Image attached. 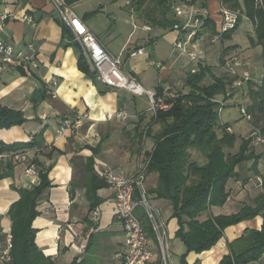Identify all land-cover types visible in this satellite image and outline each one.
I'll return each instance as SVG.
<instances>
[{
  "label": "crops",
  "instance_id": "crops-1",
  "mask_svg": "<svg viewBox=\"0 0 264 264\" xmlns=\"http://www.w3.org/2000/svg\"><path fill=\"white\" fill-rule=\"evenodd\" d=\"M110 1L70 0L69 5L105 49L119 57L124 68L127 67L125 70L134 74L145 87L154 88L162 95L172 86L186 92V73L192 63L186 55L173 51V42L179 37L185 38L191 31L197 32L200 24L190 20L188 28L177 31L173 26H164L163 15L154 14L151 9L148 14L143 12V0L141 3L128 0L133 4L126 3L132 7L129 22L124 20L126 27L118 20L120 11L109 5ZM219 4V0H209L207 8L202 10H208L210 18L217 23ZM8 8L16 16L29 12L34 23L18 18L0 20V38L15 49H25L32 44L40 64L38 70L29 75L23 68L9 67L0 59V102L23 111L27 117L23 125L0 129V139L7 143L30 141L38 134L36 137L42 139L46 148L37 158L46 166H52L49 174L52 187L38 205L40 214L33 222L38 229L37 244L59 263H70L78 257L89 258L94 264H119L126 246L123 225L115 215L114 193L109 187L96 190L101 201L97 218L91 219L86 174L91 158L96 173L106 162L125 174H132L138 154L152 151L150 137L144 145L139 141L143 125L149 119V107L139 105L136 99L146 96L110 88L98 79L94 82L83 72L78 66L82 51L76 42L62 37V26L49 0H20L18 5ZM194 8L191 6L190 10ZM4 10L0 0V15ZM204 36L194 40L200 45L203 62L217 66L218 62L210 64L213 56L206 55L213 46L203 44ZM211 41L214 43V36ZM141 47L145 48L143 55L130 56V52ZM246 48H249L246 53L251 55L253 47ZM246 48L239 46L237 51ZM252 58L248 59L250 63ZM157 62L162 66L158 67ZM248 69L251 70V65ZM131 103L133 111H129ZM122 108L129 113L125 122L115 117ZM64 120H69L72 127L60 135ZM154 126L156 124L152 129ZM38 178V174H26L24 166L19 164L14 177L0 180V239H4L5 231L11 226L8 208L20 197L14 186L32 187L39 183ZM156 181L157 174H148L147 188H153ZM151 197L167 224L171 264H182L183 255L187 264H218L229 254V242L239 238L246 229H260L263 223L261 216L240 222L227 228L212 249L188 253L183 241L175 235L178 222L171 216L170 202L156 199L152 194ZM248 197L247 191L241 189L235 199L249 201ZM137 213L144 214L143 209L138 208ZM155 244L156 240L150 238L153 257L148 264H161ZM247 264H264V254L259 261Z\"/></svg>",
  "mask_w": 264,
  "mask_h": 264
},
{
  "label": "trees",
  "instance_id": "trees-1",
  "mask_svg": "<svg viewBox=\"0 0 264 264\" xmlns=\"http://www.w3.org/2000/svg\"><path fill=\"white\" fill-rule=\"evenodd\" d=\"M133 1L141 3L142 0ZM208 1L186 0V5H199L204 10ZM159 2L165 27L180 21L175 11L173 20L167 16L174 9L171 0ZM221 6L237 13L233 28L220 34L217 22L209 15H201L194 40L210 30L212 36L218 35L219 40L224 42L239 27L242 18L246 17L251 21L255 32V37L250 36V46H261L264 68V0H221ZM58 23L63 29L62 37L72 41L73 35L69 27L60 19ZM238 47H225L222 50L223 56L227 53V57L238 55ZM222 58L220 67L203 62L198 72L186 73L185 85L188 90H180V96L168 111H160L156 117H151L150 124L160 125V129L157 133L152 132V127L148 131L153 142V149L149 153L148 174H157L156 185L148 188V191L154 198L170 202L171 216L178 222L175 235L183 241L188 253L212 249L224 236L227 228L261 216V228L246 229L239 238L229 242V254L224 255L218 263L247 264L259 261L264 254V183L260 185L257 181L264 163V150L252 145L250 139L244 136L240 137L237 147L238 137L227 130V127L231 128L229 123L221 121V105L223 103L224 108L229 107L226 101L232 96L227 95L232 78L223 69L225 60ZM78 66L94 82L97 81L96 74L90 70L83 54L78 60ZM248 97L251 99L247 107L253 117L252 123L264 135V75L259 81L253 79L249 83ZM26 121L23 111L9 108L0 102V129L20 126ZM37 135L30 141L12 143L0 139V153L23 154L36 147L40 148L39 152L29 153L25 162L14 163L11 158L0 160V180L14 177L15 167L19 164L24 169L34 165L40 179L32 187L14 186L20 197L10 205L7 212L12 229V260L8 264H94L89 258L78 257L70 263H59L52 256L46 255L37 244L38 229L33 222L40 214L38 205L47 197L52 187L49 179L52 166H46L37 158L46 148ZM139 141L142 144V134ZM92 162L91 158L85 181L91 219L101 201L96 190L108 187L106 181L95 172ZM241 189L247 191L249 201L235 199ZM138 217L149 237L155 239L145 214ZM0 241L3 242L4 239ZM180 258L182 264H187L185 255Z\"/></svg>",
  "mask_w": 264,
  "mask_h": 264
},
{
  "label": "built area",
  "instance_id": "built-area-1",
  "mask_svg": "<svg viewBox=\"0 0 264 264\" xmlns=\"http://www.w3.org/2000/svg\"><path fill=\"white\" fill-rule=\"evenodd\" d=\"M58 18L65 23L73 35V41L76 42L88 64L90 70L94 72L97 79L110 88L122 89L131 93L134 96H146L151 104L148 109L149 119L142 128V144L144 145L148 138V131L151 129V117H156L160 111H168L180 96V87L172 86L165 95L159 94L154 88L145 87L139 79L127 72L124 68L123 61L111 53L100 43L96 35L89 29L84 20L73 10L66 0H49ZM219 4L220 19L218 21V31L220 34L233 28L236 23L237 13ZM20 0H2L5 8L4 12L0 15L2 22L18 18L24 22L34 23V17L29 12H24L20 16H16L9 11V6L18 5ZM131 5V1H127ZM175 15L179 18L185 16L186 26L182 27L179 22L173 25L177 31H181L189 26V21L192 20V10L182 7H174ZM204 16H208V10L203 11ZM201 19H195V23H200ZM148 28V27H147ZM196 31H191L185 37H179L173 42V51L182 53L188 57L192 65L188 70L189 73H196L200 70L203 64L202 50L197 41H194ZM215 40L219 39L217 35ZM145 48L141 47L130 52L131 57L143 55ZM227 58V57H226ZM0 59L2 63L12 68H23L27 74L31 75L33 71L38 70L39 61L35 52V48L29 43L25 49H15L14 45L8 43L0 38ZM158 67L162 63L157 62ZM247 63L245 59H241L238 55H233L225 60L224 68L232 78L228 86L227 95L230 99L236 100L238 94L241 96V101L238 104L240 107V114L242 117L251 124V130L246 136L250 139V143L256 147L263 148L264 150V135L261 133L259 127L252 123L253 117L250 114L246 98L248 97V85L253 81L250 71L246 70ZM244 100V101H243ZM224 104L220 108V114L224 111ZM219 114V115H220ZM145 115V114H144ZM115 117L118 121L125 122L129 118V113L126 109H120L116 112ZM222 121V120H221ZM63 125L59 130L62 135L67 128L72 127L69 120L62 121ZM223 123V122H222ZM230 133H233L232 127H227ZM141 144V145H142ZM40 148H34L23 154L10 155L8 153H0V160L11 158L14 163L25 162L29 153L39 152ZM135 164V171L132 174H125L119 168L108 164L102 165L97 170L99 177L104 179L108 187L112 190L115 197V215L116 218L122 223L125 235L126 251L122 256L119 264H148L152 257L153 251L150 249V237L140 219L138 217L137 209L142 208L143 212L148 219L152 231H154L157 249L160 255L161 264H171V246L169 242V233L166 221L163 219L159 209L155 207L151 201V195L146 186V179L148 168L150 164V154L141 151ZM25 173L29 175H37V169L34 165H30L25 169ZM258 183H264V163L262 164L261 174L257 177ZM98 216V208L92 213V219ZM12 229L11 226L5 231L4 241H0V264H8L12 260Z\"/></svg>",
  "mask_w": 264,
  "mask_h": 264
},
{
  "label": "rangeland",
  "instance_id": "rangeland-1",
  "mask_svg": "<svg viewBox=\"0 0 264 264\" xmlns=\"http://www.w3.org/2000/svg\"><path fill=\"white\" fill-rule=\"evenodd\" d=\"M127 1L128 0H111L109 2V5H111L113 8H116V10L118 9L120 11V15L118 17L119 18L118 20H120V22H122L123 25H125L124 20L127 19L129 22V19L131 16L130 15V9H132V7L126 6ZM171 1L173 2L172 4H174L173 5L174 7L180 6L182 8L186 7L189 10L191 9V6L186 5V3H187L186 0H171ZM143 4L145 7L143 9L144 10L143 12H146L148 14L149 10L151 9V11L154 14H157V15L161 14L162 15V7L159 5L160 4L159 0H143ZM196 9L199 11H196ZM192 11H193L192 21L194 23H195V19L201 18L200 17L201 15L204 16L202 9L199 7V5H195L194 10L192 9ZM155 12H157V13H155ZM218 12H219V6H218ZM173 14H174V9H172V12L171 11L169 12L168 18H170V20L174 19ZM218 14L220 15V13H218ZM187 19L188 18H185V16H180L178 18V20H180L179 23L181 24L182 27L186 26V20ZM128 25H130V24H128ZM125 26L127 27V25H125ZM253 28H254V26L252 25L251 21L248 20L246 17H243L242 22L240 23L239 27L237 29H235V31L233 32V34L230 37L225 39L224 42L220 41L218 39V40H215L214 43L211 41L213 36L211 34V31L208 29L209 32L207 31L208 32L207 34L204 33L205 36L203 37L202 41H203V44L207 43L208 44L207 46H209V45L213 46L212 49L206 54L207 57H208V55H210L211 57L213 56L212 57L213 60L210 61V64L218 62V65H217V67H218L220 65L219 63H220L221 57H223L222 58L223 60H226L227 58L232 57L229 55L227 57L228 53L223 56L222 50L224 49V45H225V47L238 45V46H241L243 48L250 46V36L255 37V32H254ZM189 29L193 30V28H189ZM204 46L205 45H203V48H205ZM246 50L249 51V48L243 49L242 51H237L238 57H240L243 60L245 59V62L247 63V65L245 66L246 70L250 71V73H251V75L255 81H257V80L259 81L264 75V71H263L264 68H263V62H262V57H261L262 56V48L260 45L255 44V46L251 50V55L246 53ZM229 54H230V52H229ZM235 54H236V52H235ZM250 58H252L251 63L248 60ZM250 65H251V70L248 69V67H250ZM125 69L127 70L126 66H125ZM223 69L225 70V68H223ZM241 97H243V96L238 94L236 97V100L229 99L228 101H226L227 103H229L228 104L229 107H226L224 109V111L222 112V114H220L222 122L223 123L224 122L229 123L233 129V132L238 137L237 147L241 141L240 137H243V136L246 137L251 130V128H250L251 124L246 120V118L242 117V115L240 114V107L238 104L242 100ZM220 98H223V97H220ZM147 99L148 98H146V97H137L136 100H137V103L139 105L141 104L145 107H150L151 104H150L149 100H147ZM245 100H246L247 104L251 103L250 97H247ZM133 106H134L133 103H131L129 106V111H133V108H134ZM159 129H160V125H156L153 127L152 132L157 133L159 131ZM147 139H146V141H147ZM151 201L153 202L152 199H151Z\"/></svg>",
  "mask_w": 264,
  "mask_h": 264
}]
</instances>
